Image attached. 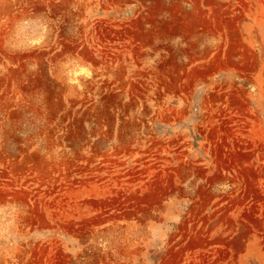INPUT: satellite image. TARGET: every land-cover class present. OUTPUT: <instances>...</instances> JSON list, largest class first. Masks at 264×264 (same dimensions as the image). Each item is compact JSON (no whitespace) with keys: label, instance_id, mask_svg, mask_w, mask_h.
Instances as JSON below:
<instances>
[{"label":"rangeland","instance_id":"1","mask_svg":"<svg viewBox=\"0 0 264 264\" xmlns=\"http://www.w3.org/2000/svg\"><path fill=\"white\" fill-rule=\"evenodd\" d=\"M0 264H264V0H0Z\"/></svg>","mask_w":264,"mask_h":264}]
</instances>
